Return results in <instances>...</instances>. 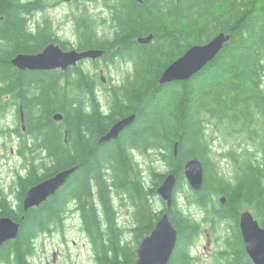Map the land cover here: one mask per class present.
Returning <instances> with one entry per match:
<instances>
[{"label": "trees", "instance_id": "16d2710c", "mask_svg": "<svg viewBox=\"0 0 264 264\" xmlns=\"http://www.w3.org/2000/svg\"><path fill=\"white\" fill-rule=\"evenodd\" d=\"M154 6L142 8V15L133 19L136 24L131 21L123 25L122 34L112 44L93 34L92 40L86 33L80 38V48L110 50L119 45V54L127 51L135 55L133 78L137 85L115 90V105L110 113H104L95 94V77L87 76L79 67L65 73L32 72L20 71L11 64L15 54L36 53L51 41L65 47L47 21L29 29L27 16L41 9L43 3L0 0V116L7 107L10 111L16 105L19 118L21 105L25 131L32 138L31 142L24 139L18 151L24 155L37 150L44 153L38 165L32 162L28 173L18 176L19 202L24 191L37 181L76 166L64 185L36 211L14 215L7 201L0 199V216L20 223L17 237L0 247V260L31 264L34 236L50 230L53 222L60 224L72 204L81 208L83 230L94 243L97 263L132 264L138 243L167 210L156 188L172 172L176 184L168 215L177 238L167 264H190V248L201 221L183 213L177 192L185 180L184 164L192 157L202 163L204 182L199 191L190 189L185 194L186 202L196 204L202 210V222H209L211 227L220 221L228 223L222 258L234 255L236 264L243 254L238 228L242 209H249L264 225V157L254 158L244 149L248 157L234 158L233 180L216 177L204 138L205 122L247 136L248 144L254 136L253 122L264 109V0H183ZM85 12L81 11L82 16ZM126 31L129 36L152 35V40L133 45L127 41ZM219 32L230 37L212 62L187 81L159 84L169 61L192 42L203 43ZM126 43L132 44L130 51ZM9 95L11 99H5ZM56 112L62 114L60 121L53 120ZM131 113L134 121L116 139L97 143L114 121ZM13 131L23 134L17 125ZM136 150L160 158L166 171L158 173L151 165L146 181L134 158ZM218 195L224 197L223 203L214 200ZM117 196L126 198L132 206L129 239L124 234L126 228L118 223L114 204ZM154 200L162 202V207H153Z\"/></svg>", "mask_w": 264, "mask_h": 264}, {"label": "rangeland", "instance_id": "374dc122", "mask_svg": "<svg viewBox=\"0 0 264 264\" xmlns=\"http://www.w3.org/2000/svg\"><path fill=\"white\" fill-rule=\"evenodd\" d=\"M53 0H47L43 3V7L35 10L31 15L33 23H43L47 21L50 24L52 31L61 37H72L71 18L79 15L80 10L86 9V13L98 19L100 15L99 3H52ZM82 1V0H81ZM85 1V0H83ZM122 70L116 67H111L106 74L119 79ZM102 101L106 103L103 95L100 96ZM5 99L10 100L11 96H6ZM8 108V107H7ZM5 112L0 116V192L9 196L11 202L17 193L16 176H24L25 167H30L33 153L37 157L40 150L33 153L21 154L19 144L26 141L31 142V135L26 131L21 135L14 132L15 125L21 127L20 120L15 113L16 105L13 109ZM204 138L208 146V155L210 163L215 166L216 177H223L228 180H233L236 173L234 158H247V153L244 149L251 150L252 145L246 143V138L233 130L225 128V126H215L205 122ZM254 150L256 147L253 148ZM229 152H233L232 155ZM20 153V154H19ZM133 153L138 161L139 168L142 174L145 175V180L148 181L149 167L154 165L158 173L166 171L167 167L160 158L140 154L137 150ZM44 155V153H42ZM36 165L39 163L35 162ZM33 163V164H35ZM42 169L39 168V172ZM181 184V189L177 192L178 204L186 215H191L201 221L200 232L194 237L191 250L194 254V259L190 264H216L215 252L222 250L224 240L228 235L226 229L228 223L225 221L218 222L214 227H211L209 222H202V210L194 203L186 202L185 194L189 192L191 187L188 185L186 178ZM1 194V193H0ZM158 196V195H157ZM159 197V196H158ZM160 198V197H159ZM220 201V195L214 196V200ZM126 198H115V208L118 214V223L126 228L124 234L130 238L132 226V206L130 202H124ZM160 201L161 198H160ZM153 207H159L162 202L154 200ZM221 203V202H220ZM165 204V203H164ZM162 207V206H161ZM245 209V208H244ZM62 225L59 223L50 224L49 233H40L36 253L32 256L31 264H98L95 259V251L88 245L85 232L82 230V220L76 213H67L63 216ZM0 264H12L10 262H2Z\"/></svg>", "mask_w": 264, "mask_h": 264}, {"label": "water", "instance_id": "95a60500", "mask_svg": "<svg viewBox=\"0 0 264 264\" xmlns=\"http://www.w3.org/2000/svg\"><path fill=\"white\" fill-rule=\"evenodd\" d=\"M67 1V0H66ZM230 35L224 32L217 33L213 38L203 44L190 46L181 56L171 62L160 74L159 84L172 81H187L198 73L208 62L213 60L221 50L223 44ZM152 35L139 37L138 41L148 42ZM103 53L99 49L86 50H62L58 43L50 42L36 53L15 54L10 62L19 70L43 71L55 68L66 69L85 57H98ZM23 124V112L20 110ZM61 113H54L53 118L60 120ZM135 115L130 114L113 123L110 128L99 137L98 142H106L117 138L119 133L134 120ZM177 143H174L173 152L176 155ZM76 166L67 167L53 175L39 181L27 189L22 200L24 210L38 206L66 182ZM184 177L188 185L194 191H199L204 182L203 166L199 158L192 157L185 162L183 167ZM176 184V176L169 172L156 188V192L166 205V211L162 212L151 231L138 243L136 260L132 264H167L175 247L177 231L169 219L168 209L173 201V190ZM220 202L225 201L221 196ZM19 222L8 216L0 217V246L6 240L16 237ZM238 224L244 242L245 250L255 264H264V225H261L249 209H243L239 213Z\"/></svg>", "mask_w": 264, "mask_h": 264}, {"label": "flooded vegetation", "instance_id": "af4514ba", "mask_svg": "<svg viewBox=\"0 0 264 264\" xmlns=\"http://www.w3.org/2000/svg\"><path fill=\"white\" fill-rule=\"evenodd\" d=\"M24 1H33V0H24ZM46 1L47 0H40V2H39L38 0H35L36 3H46ZM182 1L183 0H85V1H83V0L82 1L81 0H67V1L66 0H53L52 3H99L100 4V15L97 17L98 19H94V17H92L91 15H88L86 12H85L86 15L82 16L81 11L82 10L86 11V9H84V8L82 10H80L79 15H76V16L71 18L70 23L72 24V26H71L72 32H73L72 37H61L57 33H55L54 31H53V33L56 35V37H58L60 39L61 42H63V45L65 48H62L60 43H58L59 46L62 48V50L76 49V50L82 51V50L93 48V49L102 50L103 53L100 56L95 57V58H93V57L82 58L79 61H77L76 64L70 65L64 70L61 68H55V69H50V70H43L42 72H49V71L50 72L51 71L57 72L58 71L59 73H61V72L65 73L68 71H72V67H74V68L79 67L81 70H84L85 73H88L87 76H91V77L94 76L95 77L94 82H96L98 85L95 88V94L99 100L101 110L104 113H110L112 106L115 105V102H116L115 99H113V93L115 92V90L119 89L120 87H124V86L128 87V86L137 85V83L135 82V78H133L134 69H135V66H134L135 55L133 53H131V55H129V53L127 51H124V53L119 54L118 52L121 49V47L119 45L111 48L110 50H107L104 47H98V46H95V47L88 46V47H81L80 48L79 42H80V38L83 37V33L87 34L86 38L88 40H92L91 34H93V37L100 39L102 42L104 41L105 44L107 43V41H110L109 44H112V42H114L118 38V36H120L122 34V32H123L122 26L129 24L131 21H133V19L136 16L142 15V13L140 11H143L142 8H145L146 5H149L151 7H155L154 6L155 3H158V5H159V3H181ZM133 22L136 24L135 21H133ZM38 24L39 23H36V24L33 23L31 20V17L27 16V25H28L29 29L34 30L38 26ZM125 35L127 37V41L128 42L131 41L133 43V45L134 44H139V45L140 44L141 45L148 44L152 40V38H151L148 42L143 43V42L138 41V38L144 37L145 35H138L137 33H134L132 35H135V36L131 37L132 35L129 36L127 31L125 32ZM213 37H211V38H213ZM211 38H209L207 41H209ZM207 41H205L203 43H206ZM51 42H55V41H51ZM55 43H57V42H55ZM203 43H193L192 42L191 45L186 47V49L179 56H181L190 46H192L194 44H203ZM126 45H128L127 49L130 51L132 49L131 48L132 44L126 43ZM177 58H175V59H177ZM175 59H172L171 61H169L166 65V67L171 62H173ZM212 61L213 60H211L210 62H212ZM210 62H208L205 66H207ZM112 66L113 67L117 66L118 69H121L123 71L119 79H115L113 76L106 74L107 71ZM20 71H28V70H20ZM32 72H34V71H32ZM35 72H41V71H35ZM262 88L264 91V80L262 81ZM101 95H103L105 97L106 103H104L102 101V99L100 97ZM18 106H19V103H18ZM19 110H21V105L19 106ZM131 114H134V113H131ZM256 115L257 116L255 117V120L253 122V131L251 130V133L254 136L251 139L252 142L250 141V143H249L250 145H252L251 150H249V154H251V152H252L251 156H253L254 158H259L261 160L264 157V109L260 115L259 114H256ZM126 116H128V115L122 116L119 119L126 117ZM61 119H62V117H61ZM119 119H117V120H119ZM134 119H135V117H134ZM19 120L21 123V129L23 130V132H25L26 126L24 125V129L22 128V120L20 117V112H19ZM53 120H55V119L53 118ZM60 120H55V121H60ZM24 121H25V118L23 116V124H25ZM116 121H114L113 123H115ZM131 124H129V125H131ZM128 126H126V127H128ZM124 129L119 133V135L124 131ZM244 137L247 138V136H244ZM98 140H99V138L97 139L98 144L105 143V142L99 143ZM109 141H111V140H109ZM106 142H108V141H106ZM254 147H256L255 150L253 149ZM20 153L23 154L22 152H20ZM133 154H135V153H133ZM42 156H43L42 151H40L39 155L36 157L35 162L41 161L40 158ZM134 158H135V156H134ZM41 169L43 171V168H41ZM23 170H24V172L28 173L29 167H25ZM18 176L21 177V175H19V173H17V176H16V184H17L16 187L18 189H17V193L15 194V198L13 199V203L11 202L10 197L5 195L3 192H0L1 193L0 199H5L7 201L8 204L6 202L5 203L8 206V209L14 215L15 214L23 215L26 212H29V211L32 212V211L38 210V207L43 202L41 204H39L38 206H33V207L28 208L26 210L23 209L22 200H23L25 192L27 191L28 188L24 191V194L22 195L21 200L19 202L18 195L20 192V181L21 180L19 179ZM41 180H43V179H41ZM41 180H39V181H41ZM39 181H37L36 183H38ZM124 202L129 203L127 200H125ZM18 205H20V207H18ZM77 207L78 208H76L75 205L71 204V206L69 208H67V210L65 211V215L67 213H71V214L76 213L81 218V208H79V206H77ZM118 214H117V216H118ZM14 221H16V220H14ZM61 223H60V226L62 225ZM132 223H133V219H132ZM82 226H83V221H82ZM19 227H20V224H19ZM238 228H239V224H238ZM82 230H83V227H82ZM18 231H19V229H18ZM83 231L85 232V237H86L88 245L91 246L94 250V243L92 242V240L88 236L87 232L85 230H83ZM239 231H240V228H239ZM42 232L43 233H49L50 230L47 229L46 231H42ZM42 232H39L32 239L33 251L31 253V255L29 256L30 263H31L32 256L36 253V251L38 249L37 248L38 239H39L40 233H42ZM17 234H18V232H17ZM240 235H241V232H240ZM16 237H17V235H16ZM15 238L6 240L5 242H3V244H5L7 242H11ZM224 246L225 247L222 250L226 249V246H227L226 241H224ZM242 247H243V254H242L241 258L239 259V261L236 262V264H255L254 261L252 260V258L249 256V254L245 250L243 239H242ZM222 250H220V251H222ZM220 251L215 252V258L217 261L216 264H234V262H235L234 255H231V257L222 258L220 256ZM190 252L192 253V255H190V256L193 257V259H194L195 257H194V254H193L191 249H190ZM136 257H137V255H136ZM2 262H6V261L0 260V263H2Z\"/></svg>", "mask_w": 264, "mask_h": 264}]
</instances>
